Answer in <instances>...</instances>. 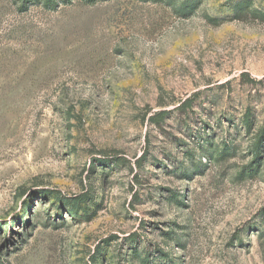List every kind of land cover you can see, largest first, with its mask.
<instances>
[{
	"label": "rangeland",
	"instance_id": "obj_1",
	"mask_svg": "<svg viewBox=\"0 0 264 264\" xmlns=\"http://www.w3.org/2000/svg\"><path fill=\"white\" fill-rule=\"evenodd\" d=\"M0 264H264V0H0Z\"/></svg>",
	"mask_w": 264,
	"mask_h": 264
},
{
	"label": "trees",
	"instance_id": "obj_2",
	"mask_svg": "<svg viewBox=\"0 0 264 264\" xmlns=\"http://www.w3.org/2000/svg\"><path fill=\"white\" fill-rule=\"evenodd\" d=\"M248 6L249 5L247 2H240V5H238V7L243 8L244 10L248 9ZM185 104H186V101L184 103H182L180 107L184 106ZM163 114H164V112H161L158 116H161Z\"/></svg>",
	"mask_w": 264,
	"mask_h": 264
}]
</instances>
